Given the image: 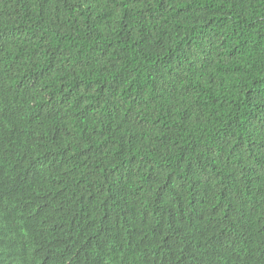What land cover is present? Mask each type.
<instances>
[{"label": "trees", "instance_id": "16d2710c", "mask_svg": "<svg viewBox=\"0 0 264 264\" xmlns=\"http://www.w3.org/2000/svg\"><path fill=\"white\" fill-rule=\"evenodd\" d=\"M0 92V252L264 264V0H0Z\"/></svg>", "mask_w": 264, "mask_h": 264}, {"label": "clouds", "instance_id": "9594fccd", "mask_svg": "<svg viewBox=\"0 0 264 264\" xmlns=\"http://www.w3.org/2000/svg\"><path fill=\"white\" fill-rule=\"evenodd\" d=\"M1 95V92H0ZM45 135L49 136V141L52 139L53 141V132L52 129L46 130ZM56 193H51L50 196H42L43 197V205L45 206L46 211L49 213L48 220L51 222H55L57 216V212L54 209L55 204H57L58 195L55 197ZM81 217L86 220L84 216ZM59 218V217H58ZM80 220V219H78ZM52 229V224L48 221H44L43 223L39 224L36 222L35 232L37 237L43 234H47L46 231ZM97 233V231H95ZM94 234L93 230L88 228L87 226L84 227L82 230L79 231V238L77 240L76 248L70 249L68 252L77 260L84 258V257H91L95 260L96 264H115L123 261L125 258H118L117 251L121 248H117L111 252H108L107 249L102 250L104 254V258L102 259L101 254L97 257V253L100 248L97 247V242L91 239V236ZM84 236H87V239H84ZM32 243V242H31ZM27 242H20L10 246L9 248L3 250L1 249L0 252V264H33L31 263L25 256V252L29 247V244L26 245ZM95 249H94V248ZM91 255V256H89ZM51 264H56L51 263Z\"/></svg>", "mask_w": 264, "mask_h": 264}]
</instances>
